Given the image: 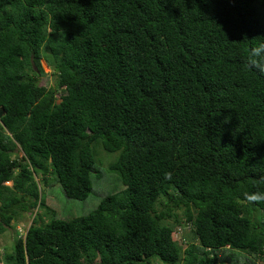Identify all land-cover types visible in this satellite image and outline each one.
Wrapping results in <instances>:
<instances>
[{
  "label": "trees",
  "instance_id": "obj_1",
  "mask_svg": "<svg viewBox=\"0 0 264 264\" xmlns=\"http://www.w3.org/2000/svg\"><path fill=\"white\" fill-rule=\"evenodd\" d=\"M263 13L264 0H0V236L36 210L0 264H264V201L245 199L264 192V73L246 67ZM100 149L117 155L97 172ZM48 183L102 197L61 220Z\"/></svg>",
  "mask_w": 264,
  "mask_h": 264
},
{
  "label": "rangeland",
  "instance_id": "obj_2",
  "mask_svg": "<svg viewBox=\"0 0 264 264\" xmlns=\"http://www.w3.org/2000/svg\"><path fill=\"white\" fill-rule=\"evenodd\" d=\"M264 14V13H263ZM41 67L43 69V76L39 78V85L46 87V88H53L55 85V80L56 77L52 70L47 66L45 62H41ZM18 153V152H17ZM21 153H18V156H20ZM117 154H109L104 152L103 150H98L97 152V158H96V164H95V170L97 172H102L107 168V164L113 162L116 159ZM103 158V160H102ZM109 175H105L103 178V182L101 184V188H104V185H109L110 187L112 186V182L107 181ZM94 178V177H93ZM110 178V177H109ZM94 180V179H92ZM51 181V180H49ZM101 183V181H100ZM7 186H11V183H6ZM118 190L121 188L120 186H117ZM42 190V197L44 200H46L47 205L55 211L56 217L61 220H70L76 217H79L81 215L86 214L89 212L100 200L102 197V192L100 191L99 188L96 190V183L94 184L93 191L91 194L88 196V198L85 201H76L72 199H67L60 186H56L55 184L48 183L46 187H40ZM123 189V186H122ZM121 189V190H122ZM119 190V191H121ZM115 192V191H114ZM118 192V191H116ZM168 203L166 200H162L159 205L157 206V210L160 212L165 209V205ZM169 205V204H168ZM182 210H175L174 214H179L180 215V220L183 226V219L181 215ZM36 213V210H32L30 213L25 214L20 220H16V222H12V228L7 229L1 236H0V255L11 252L13 248V239L16 238V233L17 236L23 237L25 235L26 230L30 226L32 222V218L34 217ZM257 216L259 217L258 213H256ZM51 217V216H48ZM48 217H42L44 221H47L46 218ZM181 229L183 230V233L181 232ZM189 230L187 227L180 228L178 227L176 230V234L174 237L176 239H181L182 234H189ZM12 247V248H11ZM239 253H243L241 251H238ZM229 255V252L227 251L226 253L220 252L219 257L220 259L223 256ZM239 255V254H238ZM248 260L251 261L253 257L247 256L246 254H240L239 255V260ZM253 262V261H252ZM261 261L259 262H253L255 264H260ZM216 264H230L228 262L226 263H220L217 262Z\"/></svg>",
  "mask_w": 264,
  "mask_h": 264
},
{
  "label": "clouds",
  "instance_id": "obj_3",
  "mask_svg": "<svg viewBox=\"0 0 264 264\" xmlns=\"http://www.w3.org/2000/svg\"><path fill=\"white\" fill-rule=\"evenodd\" d=\"M246 67L250 71L254 70L259 73H264V40L259 41L255 46L249 48ZM245 199L249 202L264 201V192L245 193Z\"/></svg>",
  "mask_w": 264,
  "mask_h": 264
},
{
  "label": "water",
  "instance_id": "obj_4",
  "mask_svg": "<svg viewBox=\"0 0 264 264\" xmlns=\"http://www.w3.org/2000/svg\"><path fill=\"white\" fill-rule=\"evenodd\" d=\"M2 115H3V110L0 109V118L2 117Z\"/></svg>",
  "mask_w": 264,
  "mask_h": 264
}]
</instances>
